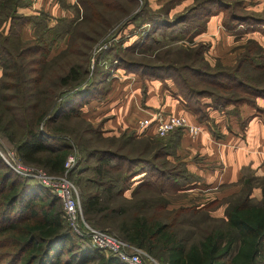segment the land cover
Instances as JSON below:
<instances>
[{
  "label": "trees",
  "instance_id": "trees-1",
  "mask_svg": "<svg viewBox=\"0 0 264 264\" xmlns=\"http://www.w3.org/2000/svg\"><path fill=\"white\" fill-rule=\"evenodd\" d=\"M57 1L62 4L64 0ZM110 1L77 0L76 4L90 11L97 4L110 6ZM24 2L0 0V24L6 22L7 29L5 33L0 30V138L12 145L21 162L61 173L64 160L75 145L80 156L68 172V177L75 182L71 172H75L80 162L93 158L95 163L87 169L93 174L91 182L95 189L83 193L86 220L145 248L162 264H264V175L256 176L243 169L239 190L221 200L223 215L211 214L209 205L167 208L169 200L164 194L165 182L168 180L171 187L179 190L194 174L188 171L184 161L185 167L178 169L164 165L163 161L159 166L156 158L170 153V148L176 149L184 129L176 127L160 136L155 133L154 126H150L132 130L134 135L108 138L110 146L113 140L124 141V144L115 146L122 150L128 144H135L136 136L142 134L166 136V143L159 144L156 147L159 150L155 148L151 157L140 152L128 156L126 152L92 147L93 139L85 133L96 129L80 115L79 106L87 101L94 89L81 86L88 80L89 42L95 40L89 39L85 43V39H77L75 46L71 42L77 31L80 34L75 24L78 13H73L76 17H55L43 7L37 13H21L19 7ZM73 8L78 10L76 6ZM49 17H54L56 22L50 23ZM244 18L243 22L251 23ZM27 22L33 25L34 36L23 39L21 28ZM254 22L262 27L264 18ZM60 40H64L65 46L50 55ZM254 43L255 48L246 47L241 54L239 70L245 66L243 76L238 78L234 74L230 77L247 95L232 97L191 85L184 86L186 92H178L184 105L199 119L206 115L205 103L200 99L204 94L212 98L210 105L219 109L243 102L255 104L256 96H264V48L257 41ZM79 45L86 51H79ZM67 53L72 54L73 60L63 71H46L60 54ZM121 60L124 68L131 64L152 66L135 60ZM186 68L203 74L201 77L209 83L216 81L213 78L216 75L207 70L188 64ZM73 117L79 118L86 126L75 131L74 123L69 126L66 122ZM160 150L164 152L156 153ZM115 158L125 161L126 167L127 164L140 167H128L125 173L113 161L117 160ZM1 160L0 157L2 165ZM142 162L145 163L143 167L139 165ZM5 167L8 169L0 167V248L7 250L0 251V264H126L115 253L94 246L89 239L72 232L58 204V195L35 178L20 175L7 164ZM82 170L86 169L80 172ZM139 172L154 177L165 174L163 184L159 186L153 177L131 181V177ZM85 179L87 182L90 177ZM255 186L261 189L260 198L252 195ZM128 189L132 199L142 195L133 214L128 213L124 202L113 203L116 194L124 195Z\"/></svg>",
  "mask_w": 264,
  "mask_h": 264
},
{
  "label": "rangeland",
  "instance_id": "rangeland-1",
  "mask_svg": "<svg viewBox=\"0 0 264 264\" xmlns=\"http://www.w3.org/2000/svg\"><path fill=\"white\" fill-rule=\"evenodd\" d=\"M24 1L25 5L30 6L31 9H26V6H23L22 9L20 7L21 13H37L38 8H33L32 3L38 5L39 2H34V0ZM76 1L64 0L61 4L60 1L56 0L62 9L55 13L59 15L57 17H76L73 13H78L79 16L76 18L75 22L77 23L75 24L78 26L80 34L77 31L72 36V40L69 39L74 46L77 45V39H85V43L90 41L89 39L95 40L93 43L89 42L91 44L87 52L90 56L88 80L81 86L86 88L92 86L94 89L87 101L79 106L80 115L96 129H91L85 133L86 136L92 137V147L109 148L120 153L126 152L128 156L140 152L146 157H151L154 154V149L159 144L167 141L166 136L159 137L142 134L139 136L135 135L137 138L134 140L135 144H128L122 150L115 147L117 144H124L122 140H113V144L110 146L108 138L126 137L133 134L132 130L139 131L152 126L139 127L141 119L150 117L136 119L135 124L133 122L132 124H124L123 121H114L112 123V120L110 123L108 119L116 117L115 115L118 113L121 114L119 110L111 111V100L114 95L115 98L129 95L130 101L127 108H132V102L136 103L137 106H141V108L158 102L163 92L169 94L171 92L176 94L179 91L186 92V90H183L185 85H191L195 88L206 87L219 92L221 95L232 97L247 95L242 90H239L240 88L230 77L234 74L238 78L243 76L245 66H242L243 70H239L241 67V54L245 52L246 47L255 48V41L259 43L256 33L262 27L254 20L264 18V0H112L109 2L110 6L101 5L100 7V4H97L98 6L90 11L77 5ZM75 6L78 10H74L73 7ZM28 10L31 11L29 12ZM244 17L251 23L243 22L242 18ZM49 22L54 23L56 21L54 17H49ZM103 24L107 27H104ZM3 26L4 23H1L0 30L3 29ZM65 44L64 40L57 41L51 49L50 55L59 52ZM79 51H86V48L79 45ZM117 52L119 54H115ZM96 59L98 64L95 65ZM121 59L125 61L135 60L152 66L131 64L128 68H124ZM72 60V54H60L58 59L46 68V71L48 72L52 69L63 71ZM187 64L216 75L213 77L216 80L215 83H209L204 77H201L203 74L200 75L198 72L195 73L187 69ZM208 77L206 76V78ZM92 78L94 79L92 80ZM96 78L102 80H96ZM205 98L212 100L211 97L205 94L200 97V99ZM96 105L99 106L97 107ZM160 112L164 115L182 114L164 110H160ZM113 113L116 114L114 115ZM71 119V121L67 119L66 122H68L69 126L73 122L75 131L86 126L79 118L73 117ZM92 130L94 132H91ZM184 131L186 130L184 129ZM141 149L142 151H139ZM11 150H14L12 145L4 138H0V152L7 153ZM170 151V153L162 154L156 158L157 165L163 161L164 165L167 166H175L178 169L185 167L181 152H176L172 148H170ZM161 152L164 151L160 150L156 153ZM70 153L75 156V161L71 165L72 168L75 166L80 153L75 145L68 154ZM0 157L3 160H1L3 164L1 165L0 163V167L8 169L6 168L7 166L5 167L6 164L3 157L1 155ZM188 157H191V155ZM115 159L117 160L113 161L118 163L121 171H125V173H127L126 169L128 167H140L138 165L132 166V164H127L126 167L125 161L120 158ZM19 161L23 167L42 169L33 164H22L20 159ZM94 163L95 160L93 158L80 162L75 172H71V176L76 183L69 178L77 187L78 199L85 219L87 214L83 204V193L95 189V184L91 182V178L94 180L93 174L87 167L92 166ZM142 163L139 164L141 167L145 164L144 162ZM81 169L86 170L80 172ZM14 172L18 173L17 171ZM53 174L58 175L59 173ZM86 177H90L87 182H85ZM147 177L155 178L156 183L161 186L164 181L162 178L165 177V174L162 177L161 174L154 177L150 176L149 173L139 172L131 177V181L145 180ZM165 183L167 184L164 194L168 198L169 203L171 202L170 205L174 206L178 202L177 199L181 200V197H186L182 195L183 192L177 191L175 186L171 187L168 180ZM156 185L158 186V184ZM46 188L52 192L48 187ZM52 193L55 194V192ZM141 196L139 195L136 199H132L128 189L124 195L116 194L113 198V203L124 202L128 207V213L133 214L137 210L135 204L141 203L139 201ZM186 200L183 199L184 202ZM219 201L221 202V200ZM58 204L63 211L60 200H58ZM191 204H196V202ZM216 207V211H219V207ZM79 237L88 239L85 235ZM79 237H74V239L81 240ZM143 249L146 250L145 248ZM3 250H7V248H0V251ZM147 253L158 264H162L157 257L148 251Z\"/></svg>",
  "mask_w": 264,
  "mask_h": 264
},
{
  "label": "crops",
  "instance_id": "crops-1",
  "mask_svg": "<svg viewBox=\"0 0 264 264\" xmlns=\"http://www.w3.org/2000/svg\"><path fill=\"white\" fill-rule=\"evenodd\" d=\"M35 1L39 4L32 3L33 8L43 7L52 16H59L55 12L60 11L62 7L56 0ZM25 8L31 9L30 6ZM3 23L2 31L5 33L6 22ZM33 36V25L29 22L23 24L21 38ZM256 37L264 48V24L256 33ZM129 101V95L112 97L111 111L119 110L121 114L113 113L116 117L108 119L110 123L112 120V123L123 121L124 124H135L139 118H147L157 111L164 110L182 113L190 122L200 125L201 130L195 136L183 131L176 146L175 151L181 152L182 160L194 177L186 186L177 190L183 192L182 195L186 197L177 199L178 202L174 206L167 202V208L196 202L197 206L209 205V211L213 215H223L224 204L219 200L239 190L243 169L256 176L264 175V96H256L255 104H229L222 109L211 106L210 99H201L206 110V115L201 119L184 105L178 93L163 92L160 101L142 108L133 102L132 108H127ZM190 155L191 157H188ZM252 195L261 197L259 186L253 187ZM183 199L187 200L184 202ZM216 206L219 211H216Z\"/></svg>",
  "mask_w": 264,
  "mask_h": 264
},
{
  "label": "built area",
  "instance_id": "built-area-1",
  "mask_svg": "<svg viewBox=\"0 0 264 264\" xmlns=\"http://www.w3.org/2000/svg\"><path fill=\"white\" fill-rule=\"evenodd\" d=\"M148 125L154 126L155 133L160 136L176 127H182L191 135H196L201 130L199 124L190 122L184 114L164 115L160 111L152 114L150 118L139 121V127ZM0 155L14 171L37 179L58 195L62 203L63 214L75 234L87 236L92 245L115 253L126 264H158L143 248L128 242L113 232L94 227L86 221L78 199L77 187L68 177L71 165L75 161V156L72 153L66 156L64 170L58 175L40 168L23 167L13 150L7 153L0 152Z\"/></svg>",
  "mask_w": 264,
  "mask_h": 264
}]
</instances>
